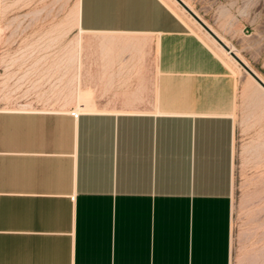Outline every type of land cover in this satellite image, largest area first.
Instances as JSON below:
<instances>
[{
    "label": "crops",
    "instance_id": "crops-1",
    "mask_svg": "<svg viewBox=\"0 0 264 264\" xmlns=\"http://www.w3.org/2000/svg\"><path fill=\"white\" fill-rule=\"evenodd\" d=\"M76 24L70 104H0V264H230L232 72L165 0H77ZM39 56L22 96L50 93Z\"/></svg>",
    "mask_w": 264,
    "mask_h": 264
},
{
    "label": "rangeland",
    "instance_id": "rangeland-1",
    "mask_svg": "<svg viewBox=\"0 0 264 264\" xmlns=\"http://www.w3.org/2000/svg\"><path fill=\"white\" fill-rule=\"evenodd\" d=\"M165 1L215 52L185 13L170 0ZM184 1L264 81V0ZM76 13L77 0H0L1 105L15 106L28 101L33 106L70 104L66 103L68 97L63 90L68 89L65 80H75V77L58 76L71 73L73 69L75 72L74 62L70 61L75 55V43L89 37L76 28ZM43 49L51 54L52 74L56 76L52 77L50 93L46 98L22 96L17 91L21 82L12 75L29 65H38ZM218 56L235 80L231 113L230 264H264V93L242 70ZM3 72L7 77H1ZM106 78L115 79L119 85L131 77ZM85 80L90 81L92 77H85Z\"/></svg>",
    "mask_w": 264,
    "mask_h": 264
},
{
    "label": "bare ground",
    "instance_id": "bare-ground-1",
    "mask_svg": "<svg viewBox=\"0 0 264 264\" xmlns=\"http://www.w3.org/2000/svg\"><path fill=\"white\" fill-rule=\"evenodd\" d=\"M175 6H177L180 11H182L183 13H185L186 17L188 18V20L191 22L192 26L197 29L201 35L209 42V44L215 49V51L223 56L224 58H226L232 65H234L237 68H241L240 65L229 55L230 52H232L237 58H239L241 60V62L243 64H245L262 82H264L246 63L245 61H243L239 55L237 56L235 50L231 47L230 44H228L226 41H224L208 24H206L197 14L196 12L184 1V0H180L228 49V52L215 40V38H213L205 29H203L201 27V25H199V23H197V21H195V19H193L184 9L183 7L176 1V0H170ZM1 32V31H0ZM81 33V31H79ZM246 73V72H245ZM250 78L251 81H253L255 83V87L258 89H260L261 93H264V89L263 87L256 82L255 80H253V78L247 74ZM264 95V94H263ZM79 97V102L75 103V108L77 109H83V107H91V103L89 97H83V96H78ZM85 108V109H86Z\"/></svg>",
    "mask_w": 264,
    "mask_h": 264
},
{
    "label": "water",
    "instance_id": "water-1",
    "mask_svg": "<svg viewBox=\"0 0 264 264\" xmlns=\"http://www.w3.org/2000/svg\"><path fill=\"white\" fill-rule=\"evenodd\" d=\"M182 7L183 9L193 18L203 29H205L215 40L228 52L227 47L180 1L176 0ZM229 55L240 65V67L247 73L249 74L253 80L258 82L264 89V82H262L245 64L241 62L239 58H237L232 52L229 53Z\"/></svg>",
    "mask_w": 264,
    "mask_h": 264
},
{
    "label": "built area",
    "instance_id": "built-area-1",
    "mask_svg": "<svg viewBox=\"0 0 264 264\" xmlns=\"http://www.w3.org/2000/svg\"><path fill=\"white\" fill-rule=\"evenodd\" d=\"M69 112V114H71L72 116H75L76 112L73 109H68L67 110ZM69 198L72 199V195H69Z\"/></svg>",
    "mask_w": 264,
    "mask_h": 264
}]
</instances>
